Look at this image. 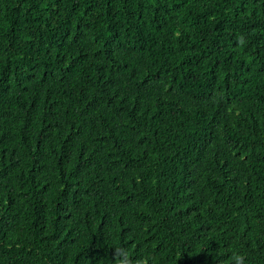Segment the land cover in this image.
Segmentation results:
<instances>
[{
	"label": "trees",
	"instance_id": "1",
	"mask_svg": "<svg viewBox=\"0 0 264 264\" xmlns=\"http://www.w3.org/2000/svg\"><path fill=\"white\" fill-rule=\"evenodd\" d=\"M264 264V0H0V264Z\"/></svg>",
	"mask_w": 264,
	"mask_h": 264
},
{
	"label": "clouds",
	"instance_id": "2",
	"mask_svg": "<svg viewBox=\"0 0 264 264\" xmlns=\"http://www.w3.org/2000/svg\"><path fill=\"white\" fill-rule=\"evenodd\" d=\"M114 249L113 260L114 264H145L143 259H132L128 248L121 246ZM230 264H246V256L239 253H234L230 258Z\"/></svg>",
	"mask_w": 264,
	"mask_h": 264
}]
</instances>
